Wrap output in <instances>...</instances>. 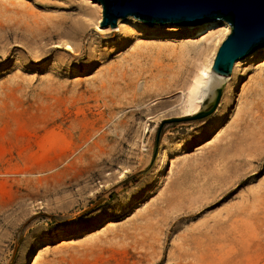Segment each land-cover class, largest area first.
<instances>
[{
  "label": "rangeland",
  "instance_id": "374dc122",
  "mask_svg": "<svg viewBox=\"0 0 264 264\" xmlns=\"http://www.w3.org/2000/svg\"><path fill=\"white\" fill-rule=\"evenodd\" d=\"M96 16L0 0V264H264V49L194 119L206 34Z\"/></svg>",
  "mask_w": 264,
  "mask_h": 264
},
{
  "label": "water",
  "instance_id": "95a60500",
  "mask_svg": "<svg viewBox=\"0 0 264 264\" xmlns=\"http://www.w3.org/2000/svg\"><path fill=\"white\" fill-rule=\"evenodd\" d=\"M99 24L113 27L118 17L132 15L147 23H199L225 20L230 30L221 41L210 72L229 75L235 59L264 44V0H97ZM224 83H217L190 118H203L215 109Z\"/></svg>",
  "mask_w": 264,
  "mask_h": 264
},
{
  "label": "bare ground",
  "instance_id": "6f19581e",
  "mask_svg": "<svg viewBox=\"0 0 264 264\" xmlns=\"http://www.w3.org/2000/svg\"><path fill=\"white\" fill-rule=\"evenodd\" d=\"M87 1L89 2V4H91V6L95 8L97 12V16L95 17V26L97 29L112 30L111 28H113V30H129L136 33H142L144 32V30L148 29L145 21H142L132 15L118 17L116 20V24L113 27L105 24H99V21L101 19V3L97 0ZM164 25L166 27H185L189 31V33H191V35L193 34L200 36L202 34H206L205 39L207 40V42L203 43L199 48L198 58L196 59L192 77L189 84L187 85L185 93V104L187 105L186 109L190 113H194L200 108L204 97L206 98V96L217 83L221 81L224 83V94H226L227 90H229V79L230 77H232V75H220L210 72V67L218 46L229 32L230 26L225 20L222 19H212L199 23L187 24L166 22ZM161 27L162 25H155L151 28V30L155 32L159 29H162ZM58 42L65 45L69 50L73 49V46L68 40ZM55 45L58 44L56 43ZM259 47L261 49H264V44L257 46L255 49H253L243 57L235 59L232 65V73H234L241 64L245 63L250 57H252L253 54L251 53ZM120 173V177L125 175L124 172ZM35 258L36 256L33 258L32 264L35 262Z\"/></svg>",
  "mask_w": 264,
  "mask_h": 264
},
{
  "label": "trees",
  "instance_id": "16d2710c",
  "mask_svg": "<svg viewBox=\"0 0 264 264\" xmlns=\"http://www.w3.org/2000/svg\"><path fill=\"white\" fill-rule=\"evenodd\" d=\"M157 143V140H156ZM151 166V162L142 170V172H146Z\"/></svg>",
  "mask_w": 264,
  "mask_h": 264
}]
</instances>
